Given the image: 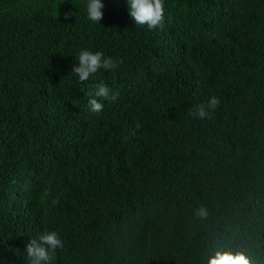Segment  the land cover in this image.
<instances>
[{
  "label": "trees",
  "instance_id": "trees-1",
  "mask_svg": "<svg viewBox=\"0 0 264 264\" xmlns=\"http://www.w3.org/2000/svg\"><path fill=\"white\" fill-rule=\"evenodd\" d=\"M101 2L0 0V264L46 231L50 264L264 257V0H164L162 30ZM81 50L120 63L80 82ZM100 83L119 98L93 112Z\"/></svg>",
  "mask_w": 264,
  "mask_h": 264
},
{
  "label": "clouds",
  "instance_id": "clouds-1",
  "mask_svg": "<svg viewBox=\"0 0 264 264\" xmlns=\"http://www.w3.org/2000/svg\"><path fill=\"white\" fill-rule=\"evenodd\" d=\"M128 13L134 24L138 26L146 25L148 29L153 30L163 29L165 21V5L164 0H127ZM104 4L101 0H88L87 3V18L93 23H98L103 18L102 9ZM71 15L65 14V18ZM122 62V61H121ZM117 61L112 57H105L101 51L92 52L89 50H81L78 55V64L73 66L74 72L80 82L89 79L90 76L98 72L100 69L115 70L118 67ZM93 93L96 97L102 100L116 101L119 98L118 92H113L110 95V89L103 83L95 86L94 92H89L88 104L91 111L100 112L104 105L97 102L93 98ZM220 100L216 96L211 97L208 102L200 103L195 106V110L190 113L200 119L210 118L212 112L219 106ZM141 124L136 123L135 130L130 131L131 136L136 135V130H139ZM54 203H56L54 201ZM195 216L206 219L208 210L201 207L194 213ZM63 241L56 231H46L40 237L39 241L36 239L30 240L26 245V254L28 264H50L55 259L57 249H63ZM207 264H264V257H253L242 250H216L209 256Z\"/></svg>",
  "mask_w": 264,
  "mask_h": 264
}]
</instances>
